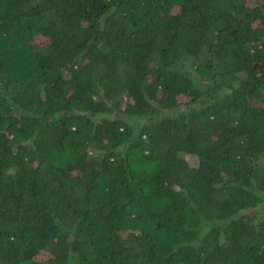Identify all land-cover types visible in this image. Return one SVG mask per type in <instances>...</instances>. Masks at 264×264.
Wrapping results in <instances>:
<instances>
[{"label": "trees", "instance_id": "16d2710c", "mask_svg": "<svg viewBox=\"0 0 264 264\" xmlns=\"http://www.w3.org/2000/svg\"><path fill=\"white\" fill-rule=\"evenodd\" d=\"M0 264H264V0H0Z\"/></svg>", "mask_w": 264, "mask_h": 264}]
</instances>
